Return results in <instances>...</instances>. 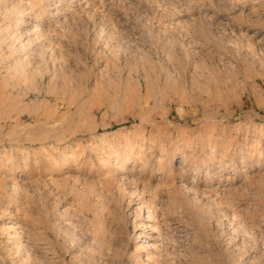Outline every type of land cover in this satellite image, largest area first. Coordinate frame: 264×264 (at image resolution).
<instances>
[{"label":"rangeland","instance_id":"374dc122","mask_svg":"<svg viewBox=\"0 0 264 264\" xmlns=\"http://www.w3.org/2000/svg\"><path fill=\"white\" fill-rule=\"evenodd\" d=\"M0 264H264V0H0Z\"/></svg>","mask_w":264,"mask_h":264},{"label":"bare ground","instance_id":"6f19581e","mask_svg":"<svg viewBox=\"0 0 264 264\" xmlns=\"http://www.w3.org/2000/svg\"><path fill=\"white\" fill-rule=\"evenodd\" d=\"M25 11V10H24ZM24 11L23 12H20V14H19V17L17 18V23L19 24V25H25L26 23V20H25V18H26V14L24 13ZM42 12V11H41ZM41 16L42 15H40V13H37V15L35 16V22H39L40 20H42L41 19ZM39 25L38 24H35L34 26H33V31L34 32H36L37 33V35H39V33H41V31H39L38 30V27ZM38 27V28H37ZM18 31V30H17ZM16 33V32H15ZM27 33V32H26ZM21 34V31L19 30V32H17V35H20ZM31 34V33H30ZM145 87V86H144ZM150 92V91H149ZM147 94V93H146ZM152 94V93H151ZM146 96H148V94L146 95ZM147 98V97H146ZM47 138V136L45 137V139ZM49 138V137H48ZM60 140V139H59ZM134 143L132 142H128L126 145L128 146V147H130V150H129V152H128V155H127V157L125 158V163H127V162H129V160H131V159H135V157H136V155H137V151H135V147H133V146H130V145H133ZM73 156V155H72ZM64 157H66V156H64ZM74 157V156H73ZM68 158H70L69 156H68ZM68 158H66L65 159V162L66 161H68ZM89 158V157H88ZM137 158V157H136ZM139 159V158H138ZM72 160V159H71ZM144 164V163H143ZM114 175V174H113ZM115 176V175H114ZM108 177H110V175L108 176ZM112 178H113V176H112ZM115 178V177H114ZM114 180V179H113ZM109 181H111V179H109ZM56 182V181H55ZM114 182V181H113ZM108 183H110V182H108ZM106 184V183H105ZM107 186V185H106ZM186 191V190H185ZM187 192H188V190H187ZM191 192V191H190ZM29 237V236H28ZM144 247L143 248H148V242H145L144 243V245H143ZM154 249V248H153ZM162 257V256H161ZM164 259V258H163Z\"/></svg>","mask_w":264,"mask_h":264}]
</instances>
